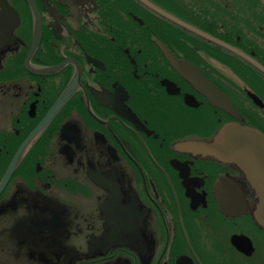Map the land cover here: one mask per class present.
Listing matches in <instances>:
<instances>
[{
  "label": "flooded vegetation",
  "instance_id": "obj_1",
  "mask_svg": "<svg viewBox=\"0 0 264 264\" xmlns=\"http://www.w3.org/2000/svg\"><path fill=\"white\" fill-rule=\"evenodd\" d=\"M184 31L136 0H0V264H264L250 181L205 153L227 124L264 135V75ZM244 32L264 68V10Z\"/></svg>",
  "mask_w": 264,
  "mask_h": 264
},
{
  "label": "water",
  "instance_id": "obj_2",
  "mask_svg": "<svg viewBox=\"0 0 264 264\" xmlns=\"http://www.w3.org/2000/svg\"><path fill=\"white\" fill-rule=\"evenodd\" d=\"M136 1L160 18L244 60L264 75V68L249 55L177 19L148 0ZM154 42L161 49L166 59L175 65L176 61L166 51L165 47L159 41L154 40ZM180 68V74L187 78L195 89L205 95L212 106L222 109L231 117H235L238 120L241 119L229 100L213 89L192 67L191 69L189 67ZM251 99L253 102L258 103L257 98L252 94ZM205 153L219 160L235 163L245 174L258 199L256 219L264 224V135L253 128L227 124L216 133L212 145L207 147Z\"/></svg>",
  "mask_w": 264,
  "mask_h": 264
},
{
  "label": "rangeland",
  "instance_id": "obj_3",
  "mask_svg": "<svg viewBox=\"0 0 264 264\" xmlns=\"http://www.w3.org/2000/svg\"><path fill=\"white\" fill-rule=\"evenodd\" d=\"M183 3H185L186 6L190 8V5H195L198 3H207V6L211 8V15L212 18L215 19V22L217 23L216 28L219 31L227 32V28L231 29L233 26L231 23L233 20L230 18L231 14L232 16H235L237 18H240L237 20L240 24L247 26L244 23V19L250 23L251 26V11H263V7H259L258 4H262L259 2V0H183ZM232 19V21L230 20ZM248 27V26H247Z\"/></svg>",
  "mask_w": 264,
  "mask_h": 264
},
{
  "label": "trees",
  "instance_id": "obj_4",
  "mask_svg": "<svg viewBox=\"0 0 264 264\" xmlns=\"http://www.w3.org/2000/svg\"><path fill=\"white\" fill-rule=\"evenodd\" d=\"M158 2H161L163 4L176 3L178 5H182L183 7L186 6L183 3V0H158ZM189 9H190V11H191L190 13L192 15L191 19L194 20V21H198V23L202 24V26H201L202 28H200V29L207 30L210 34L213 35V37H215V38H217V39H219V40H221V41H223V42H225V43H227L229 45H236L237 46V45H239V43L243 42V38L246 36V32H244V27H247V26L249 27L250 26V23H249L250 21L247 22L250 19H248L247 21L244 19V23L247 26H243V25L240 26V25H238L240 23L237 22V20L234 22V21H232V19H230L232 21L231 24L233 26L236 25V27H231V29L227 28L228 29L227 32L229 33V35H228L229 38H227L226 36L225 37L224 36H219L218 34L211 32V28H214L215 31L218 30V29L216 28L217 23L215 22V19L212 18L211 8L209 6H207V3H205V4L204 3H198V4H195V5H192V6L190 5ZM218 32H219V30H218ZM193 37H195V36H193ZM236 37H239V42L238 43L235 42V38ZM213 48L215 50H222L226 54H228L227 51H225V50H223V49H221V48H219L217 46L213 45ZM230 56L233 57L234 59H236L237 61H240L237 57H235L233 55H230ZM251 71L256 72L253 68H251ZM251 127H255V125L251 124Z\"/></svg>",
  "mask_w": 264,
  "mask_h": 264
}]
</instances>
